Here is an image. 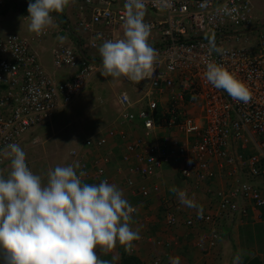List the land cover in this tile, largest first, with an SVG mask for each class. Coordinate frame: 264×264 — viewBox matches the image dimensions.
Here are the masks:
<instances>
[{"label": "built area", "instance_id": "obj_1", "mask_svg": "<svg viewBox=\"0 0 264 264\" xmlns=\"http://www.w3.org/2000/svg\"><path fill=\"white\" fill-rule=\"evenodd\" d=\"M8 0H0L3 7ZM125 0H81L78 26L87 36L88 54L99 56L104 40L122 38ZM149 44L157 51L150 78L119 91L117 116L104 130L86 137L69 155L77 158L81 179L110 183L106 163L117 162L116 176L132 194L148 197L159 189L165 170L185 187L217 189L211 210H191L171 199L164 222L175 225L180 212L199 236L195 246L210 249L220 238V220L264 208L258 181L264 178V24L251 0H144ZM47 34H0V149L34 142V132L66 109L102 72V63L65 43L51 50L52 69L32 45ZM214 44L219 52L212 50ZM82 50V51H81ZM215 62L241 80L251 94L247 103L233 100L204 78ZM93 155L91 163L88 157ZM191 160V163L189 161ZM8 160L0 159L7 175ZM221 187L212 186L219 177ZM192 186V187H191ZM131 205L130 218L137 214ZM220 227V225H219Z\"/></svg>", "mask_w": 264, "mask_h": 264}, {"label": "clouds", "instance_id": "obj_2", "mask_svg": "<svg viewBox=\"0 0 264 264\" xmlns=\"http://www.w3.org/2000/svg\"><path fill=\"white\" fill-rule=\"evenodd\" d=\"M68 4L69 0H28V30L43 34L53 26V13L63 12ZM144 7V0H125L122 38L104 40L98 49L102 76L134 83L152 76L157 51L148 42L151 26L144 21ZM211 48L220 51L214 44ZM203 75L233 100H250L245 84L215 62L205 65ZM0 159L9 162L7 175L0 174V264H103L94 251L97 246L107 250L118 240L130 249L137 237L128 223L131 205L114 184L82 182L85 173H77L79 162L57 165L42 181L15 143L0 149ZM169 190L183 206L200 210L185 190ZM169 264H180V257H170ZM232 264H240L239 255Z\"/></svg>", "mask_w": 264, "mask_h": 264}, {"label": "crops", "instance_id": "obj_3", "mask_svg": "<svg viewBox=\"0 0 264 264\" xmlns=\"http://www.w3.org/2000/svg\"><path fill=\"white\" fill-rule=\"evenodd\" d=\"M255 16L259 22L264 24V17H260L256 14ZM54 20L55 25L47 29V34L41 39V41L32 45V49L37 53L41 63L49 70L52 69V65H50L52 48L59 43L68 44L64 41V38L66 37L71 43L68 44L70 46L74 45L76 47V39L78 40L77 35L73 34L76 37L74 40V37L69 35L67 30L61 28L55 17ZM31 33L32 32L29 31L26 35L30 36ZM48 59L49 63L47 64ZM111 79L112 78L104 79L105 82L101 85L103 89L102 91L106 90V86L113 88V85H115V88L124 85V88L121 90H130L129 85L124 81L120 79H112L115 81L114 84ZM92 80L94 81L95 79ZM118 92L116 90L114 94H112L113 96L106 99L109 101H107L105 105L110 104L111 109L107 108V106H103V108L101 107L99 111L100 115H98L101 122H98L97 125L93 126L94 128L101 125L102 122H106L108 119L111 120L113 118L111 117V113H116L117 111L118 104L116 97ZM113 104H115L114 107ZM68 108L69 106L65 110ZM112 121L113 120L109 121L106 127H108ZM102 130L99 128L94 134ZM110 146L112 147L110 149L112 154L110 158L112 159L106 163L107 175L111 178L110 183L114 184L118 189H121L124 193V197L129 201L130 205L136 206L139 212L134 216V219L132 218L128 221L129 226L137 232V237L131 241L130 249L126 250L125 246L120 244L117 240L114 241L113 245L107 250L97 246V248H101V254L95 251L97 248L94 250L97 258L102 261L103 264H110V261H113V264H119L123 252L135 255L142 264H169V258L174 256L180 257V264H232L233 257L237 255L240 256V264H245L252 257H258L261 263L264 264V238L261 239V241H258L257 239L259 236L256 235V228L261 229V233L264 234V208L249 210L248 214L245 216L239 213H233L227 218L220 220V227L217 221L220 238L215 252L211 254L208 250H202L195 246V241L199 236L196 231L186 227L183 223V219L191 210L198 209H185L184 212H180L179 221L172 226L167 225L164 222V219H159L157 216L159 207L163 205L162 203L165 204L167 201L176 197L175 193L171 192L169 189L173 186L182 189L186 186L184 181L177 175L168 173V171L165 170L155 179V181L158 182L159 189L155 192L152 190L150 195L146 198L140 197V199L138 198L135 200L137 198L135 197L136 194H132L130 189L123 186V173L119 176H116L115 174L117 162L113 159V144ZM92 159L93 155L88 157V163H91ZM93 180L95 181V184L100 183V180L97 178H94ZM223 183L224 178L221 176L212 182V186L221 187ZM258 184L264 193V178L260 179ZM192 188L193 189L182 190H185L189 196L195 198L198 205L201 206V211H212L216 202L212 193L217 189H204L201 185ZM249 236H251V239ZM106 259H109V262L106 261L104 263ZM243 260H246V262L243 263Z\"/></svg>", "mask_w": 264, "mask_h": 264}, {"label": "rangeland", "instance_id": "obj_4", "mask_svg": "<svg viewBox=\"0 0 264 264\" xmlns=\"http://www.w3.org/2000/svg\"><path fill=\"white\" fill-rule=\"evenodd\" d=\"M252 1V5L254 4V13L260 17H264V0H251V2ZM80 3L81 0H69V4L62 14L67 19L70 31L74 35H77L78 38L85 41L87 36L82 33L78 26L77 13L79 11L78 4L80 5ZM27 6L28 0H18L17 4L11 3L4 12L0 13V34L9 32L18 34L29 33ZM150 16L151 15L145 14L144 19L149 20ZM54 22L55 20L53 21V25H55ZM64 41L71 44L67 37L64 38ZM48 63L49 59L47 60V64ZM106 78L109 79L111 77H102L100 72L96 73L93 77L95 80H92L93 82L91 81L90 84L83 89L81 94L69 105L67 110L58 112L49 123L37 129L34 132V142L30 143V141H27L21 147L26 154V164L34 174L41 176L42 181H46L47 172L50 169H54L57 165L63 166L77 162L78 157L74 158L70 156L69 149L79 147L86 137L94 134L99 128L101 130L104 129L108 125V122L117 116L119 111L118 106L116 113H111L112 116H110L113 117L111 120L108 119L106 122H102L98 127H93L97 125L98 122H101L98 116L100 115L99 111L101 107L107 106V108L111 109L110 104L105 105V103L109 101L106 99L113 96L112 94H114L116 90L118 92L124 88V85L116 88L115 85H113V88H109L105 85L106 90L102 91L101 85L105 82ZM113 83L115 84V81H113ZM114 105L115 104H113V107ZM256 230V235L259 236L257 240L261 241V239L264 238V234L261 233V229L256 228ZM249 237L251 239V236ZM216 247L217 244L210 249L203 248L202 250H208L209 253L213 254ZM95 251L101 254L102 250L101 248H97ZM106 261L109 262V259H106L104 263ZM110 264H113V261H110Z\"/></svg>", "mask_w": 264, "mask_h": 264}, {"label": "trees", "instance_id": "obj_5", "mask_svg": "<svg viewBox=\"0 0 264 264\" xmlns=\"http://www.w3.org/2000/svg\"><path fill=\"white\" fill-rule=\"evenodd\" d=\"M4 11H0V13H2ZM53 16L55 17V19L58 21V24L61 26V28H64L65 30H67V32L69 33V35L73 36L74 37V40H75V36L73 35V33L70 31L69 27H68V22H67V19L66 17L61 13H53ZM76 44L80 46L81 49H83V53L85 55H88L87 57L88 58H94L96 61H100L101 60V57L99 56H92L90 54H88L87 50H86V40L83 41L82 39L78 38V40L76 39ZM82 51V50H81ZM92 81V80H91ZM90 84V83H89ZM65 110V109H64ZM61 112V111H60ZM91 136V135H89ZM88 136V137H89ZM82 182L84 183H87V184H95V181L93 180V178L91 179H82ZM99 184V183H97ZM137 197L135 200H137L138 198L140 199V197H142L140 194H136ZM142 198H146V197H142ZM142 200V199H141ZM148 202V201H147ZM170 200L167 201L165 204L162 203L163 205H161L158 209V213H157V216L159 219H164V215H165V211H166V208L169 204ZM139 212V211H138ZM137 212V214H138ZM134 219V216L132 217ZM130 218V220L132 219ZM129 220V221H130ZM246 260H243V263H245ZM119 264H142L141 261L135 256V255H132V254H129V253H125L123 252L121 254V257H120V262Z\"/></svg>", "mask_w": 264, "mask_h": 264}, {"label": "water", "instance_id": "obj_6", "mask_svg": "<svg viewBox=\"0 0 264 264\" xmlns=\"http://www.w3.org/2000/svg\"><path fill=\"white\" fill-rule=\"evenodd\" d=\"M11 3H18V0H10L4 7H0V10L7 9ZM245 264H262L261 261L258 259V257H252L249 259Z\"/></svg>", "mask_w": 264, "mask_h": 264}]
</instances>
